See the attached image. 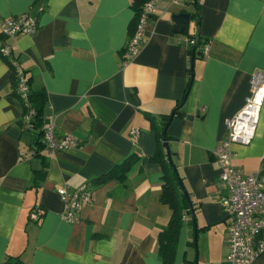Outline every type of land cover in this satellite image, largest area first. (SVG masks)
<instances>
[{
    "label": "crops",
    "instance_id": "1",
    "mask_svg": "<svg viewBox=\"0 0 264 264\" xmlns=\"http://www.w3.org/2000/svg\"><path fill=\"white\" fill-rule=\"evenodd\" d=\"M174 1H156L148 42L125 66L133 0H0V23L24 14L38 18L32 36L4 39L0 28V46L11 47L31 92L45 96L46 122L80 142L75 150L31 155L36 135L22 130L13 69L0 54V264H162L158 236L171 211L160 202L164 172L152 160L154 126L161 130L162 118L185 97L199 29L195 0ZM198 8L206 52L194 61V81L181 115L168 126V145L196 204L198 264H230L229 192L213 151L227 138L226 121L244 107L252 75L264 72V0H199ZM181 13L191 15L184 34L173 21ZM131 130L140 131L137 142ZM233 151L239 170H260L264 102L253 142L234 144ZM133 154L138 159L125 182L94 183ZM84 185L93 190L92 202L80 223L68 224L58 189ZM36 209L39 223L30 219ZM194 236L188 216L174 264L195 263Z\"/></svg>",
    "mask_w": 264,
    "mask_h": 264
},
{
    "label": "built area",
    "instance_id": "2",
    "mask_svg": "<svg viewBox=\"0 0 264 264\" xmlns=\"http://www.w3.org/2000/svg\"><path fill=\"white\" fill-rule=\"evenodd\" d=\"M156 1L150 0L143 7L137 28L122 54L125 66L140 54L148 42L149 28L156 12ZM174 3L178 4L179 1L175 0ZM39 11L42 12L43 8ZM39 27L38 18L29 14L7 18L0 23L1 36L4 39L32 36L38 32ZM0 54L13 65L19 80L18 94L29 110L28 114L22 117V130L25 133L35 134L36 131L31 123L34 111L28 102L31 87L26 73L17 64L11 47L1 44ZM250 85L251 92L246 98L244 107L236 116L226 121V140L213 151L214 160L220 169L221 180L229 192L224 200V208L229 223L227 261L230 264H255L258 259L264 257V157L260 170L253 174H245L234 165L236 154L233 145L248 146L256 136L264 102V72H255L251 77ZM43 131L44 149L51 153L71 151L80 147L76 137L59 136L54 123H46ZM130 136L137 142L140 131L131 130ZM31 155L36 156L37 151L32 150ZM25 156L22 153L21 157L25 158ZM58 194L65 205L61 219L72 225L80 223L83 209L92 202L93 190L88 185L78 189L64 186L58 189ZM42 217L38 209L30 214V219L37 223Z\"/></svg>",
    "mask_w": 264,
    "mask_h": 264
},
{
    "label": "trees",
    "instance_id": "3",
    "mask_svg": "<svg viewBox=\"0 0 264 264\" xmlns=\"http://www.w3.org/2000/svg\"><path fill=\"white\" fill-rule=\"evenodd\" d=\"M148 1H150V0H133L132 7L135 11V17H134V20L130 26V28H131L130 29V38L133 36V34L137 28L140 14L143 10L144 5ZM198 1L199 0H195V2H196V16L198 17V21L200 22ZM155 19H156V17L154 15L153 21ZM204 43L205 42L202 40V38L200 36L198 47H197L195 53H193L194 45H193V48L190 49V51H189L191 58L192 57H194L195 59L201 58V57L203 58V56H204L203 51L205 50V47L203 48L202 46L204 45ZM5 60L11 65V67L13 69L14 93L16 94L18 99L20 100V103H21V106L23 109V116H24V115L28 114L29 110L26 107L25 102L21 99V96L18 94V84H19L18 76L16 75V72L14 71L13 65L6 58H5ZM190 72H193L192 68H191ZM191 76H192V74H191ZM28 81L30 84L29 79H28ZM190 82H191V79H190ZM190 82H189V85H188L184 99L173 110V113H174L173 118L178 116L179 114L181 115L180 109L182 108V106L185 102V99L188 96L189 90L191 88ZM28 102H29L30 108L34 111V114L32 115L31 123H32L33 128L36 131L34 144L37 147V155H38L40 153V151L42 149H44L43 142H42L43 136H44L43 127L47 123L45 118H44V115H43L45 96L43 94H37V93L31 92L29 95V98H28ZM172 114L170 116H165L162 118L164 121V126L161 130L158 129V127L154 126V128L157 131V135H158V149L155 153L154 158H152V160L159 162L161 164V166L163 168V172H164L162 192L160 195V202L163 205L168 206V208L171 211V217L169 220L168 227L166 229H164L158 236V252H159V256L161 258L162 264H174L181 229L184 225V221H185L186 217L191 216L190 204L192 205L195 213L197 210L196 204L193 201V199L191 198V195L186 188V185H185L183 178L181 177V175L178 171L177 166L175 165L173 160H172V162L169 161L168 155L166 152L164 141H165V138L168 140V135L167 134L164 135V130H165V127L167 126L168 122L170 121ZM147 117L151 120L152 124L155 125V119L150 115H147ZM22 124L23 123L21 120V127H22ZM137 159L138 158L135 156V154L131 155L123 163H121V164L117 165L115 168H113L109 173L97 178L94 181V183L96 185H104L110 181H117L120 183L125 182L128 178V173L131 171L132 167L135 165ZM37 181H39V179ZM180 181L183 182V184L186 188V191L190 197L191 203H189L187 196L184 194L182 187L180 185ZM38 211L41 212L40 209H38ZM192 221H193V219H192ZM193 223H194V221H193Z\"/></svg>",
    "mask_w": 264,
    "mask_h": 264
},
{
    "label": "water",
    "instance_id": "4",
    "mask_svg": "<svg viewBox=\"0 0 264 264\" xmlns=\"http://www.w3.org/2000/svg\"><path fill=\"white\" fill-rule=\"evenodd\" d=\"M196 5V3H195ZM195 19L197 20L198 22V25H199V29H198V32H197V35H196V39H195V42H194V48H193V53H195L197 47H198V43H199V38H200V22L198 21V18L197 16L195 17ZM173 21L175 22V31L176 33L178 34H184L186 32V29L188 27V25L190 24V21H191V15L190 14H187V13H181V14H177L173 17ZM194 61H195V58L192 57V76H191V82H190V87H192V84H193V81H194ZM190 91V90H189ZM173 115L174 113L172 114L171 116V119L170 121L168 122L167 126L165 127V130H164V135L167 134V130H168V126L170 125L171 121H172V118H173ZM164 144H165V148H166V152H167V155H168V159L170 162H172V157H171V153H170V149H169V145H168V140L165 138V141H164ZM180 185L182 187V190L184 192V194L187 196V199L190 202V197L186 191V188L183 184L182 181H180ZM190 211H191V217L194 221V227H195V236H194V246H195V249H196V260H195V263L194 264H198V229H197V223H196V219H195V212H194V209L192 207V205L190 204Z\"/></svg>",
    "mask_w": 264,
    "mask_h": 264
},
{
    "label": "rangeland",
    "instance_id": "5",
    "mask_svg": "<svg viewBox=\"0 0 264 264\" xmlns=\"http://www.w3.org/2000/svg\"><path fill=\"white\" fill-rule=\"evenodd\" d=\"M199 246V245H198ZM199 250V249H198ZM198 253H199V251H198Z\"/></svg>",
    "mask_w": 264,
    "mask_h": 264
}]
</instances>
